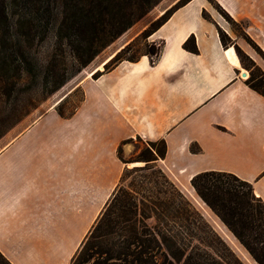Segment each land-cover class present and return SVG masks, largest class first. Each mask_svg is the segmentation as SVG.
<instances>
[{
	"label": "crops",
	"instance_id": "crops-1",
	"mask_svg": "<svg viewBox=\"0 0 264 264\" xmlns=\"http://www.w3.org/2000/svg\"><path fill=\"white\" fill-rule=\"evenodd\" d=\"M214 1L264 55V0ZM223 25L207 0H190L147 38L160 44L154 64L143 55L85 79L72 116L48 111L0 151V254L10 264H71L131 138L164 141L158 166L215 224L190 184L199 173L233 174L264 204V97L222 45ZM190 37L197 53L182 48Z\"/></svg>",
	"mask_w": 264,
	"mask_h": 264
},
{
	"label": "trees",
	"instance_id": "trees-1",
	"mask_svg": "<svg viewBox=\"0 0 264 264\" xmlns=\"http://www.w3.org/2000/svg\"><path fill=\"white\" fill-rule=\"evenodd\" d=\"M159 1L0 0V50L3 53L14 51L19 55L14 77L9 78L5 74L1 76V82L6 86L1 94L8 97L14 89L26 82L25 66H29L27 58L35 42L52 38L57 44H65V40H70L71 33L75 32L73 35L80 37L84 45L75 48L74 58L78 66L69 75L71 78L86 67L100 50L139 22ZM189 1L179 0L139 37L147 39L177 8ZM207 2L214 4L215 10L224 20L235 23L214 0ZM203 18L206 19L204 14ZM218 34L225 46L219 30ZM244 37L264 57L249 38ZM135 42L136 39L114 56L111 55L109 62L137 61L139 57L122 59ZM182 48L197 53L193 37L188 38ZM159 53L160 46L151 43L143 55L149 58L150 64H154ZM236 53L240 59L238 50ZM0 64L2 71L6 72L8 68L4 58L0 59ZM103 72L95 71L92 79H97ZM245 84L264 97L263 72L257 82L251 75ZM22 98L27 101L25 105L12 106L7 113L1 114L0 137L36 108L29 92L22 94ZM63 100L57 104L55 111L60 117L67 118L72 114L64 115L59 110ZM136 139L141 140L139 137ZM128 140L122 141L117 147V158L123 164L138 162L143 165L123 170L119 183L71 264H81L83 256L102 242L106 244L105 251L116 264H243L158 166V161L165 156L164 141H146V147L140 155L125 162L120 153L121 147ZM190 184L197 197L219 219L253 262L264 264V204L254 195L251 184L233 174L216 171L199 173L192 177ZM0 264L10 263L0 254Z\"/></svg>",
	"mask_w": 264,
	"mask_h": 264
},
{
	"label": "rangeland",
	"instance_id": "rangeland-1",
	"mask_svg": "<svg viewBox=\"0 0 264 264\" xmlns=\"http://www.w3.org/2000/svg\"><path fill=\"white\" fill-rule=\"evenodd\" d=\"M178 1L179 0H160L159 3L152 7V9L139 22L114 42L100 50L86 67L82 68L79 72H76L71 78L69 75L72 74L78 66L74 58L75 48L79 45H84V43L80 41V37L73 35V33H75L73 32L71 33L70 40H65V44H57L52 38H48L44 42H35L29 50V57L27 58L29 66H25L27 69L25 77L26 82L22 86L16 88V90L14 89L8 97L1 94V90L6 87L5 84L3 86V83L1 82V76L6 75L9 78L14 77L15 68L19 65L17 62L19 55L14 51L3 53L0 50V59L4 58L8 68L6 72H3L0 64V117L2 113H7L8 109L12 106L20 107L25 105L27 101L23 100L22 94L27 92L30 93L31 102L36 106L31 113L22 118L16 125L0 137V151L7 147L19 134L26 131L40 116L48 111H55V109H57V104L65 97L66 98L59 105V110L64 115H73L83 97L80 89L81 84L85 79H92V75L90 77L87 76L92 72L94 73L97 71L109 56L113 54L115 55L120 49L135 39L136 42L134 46L123 55L122 59L143 56L147 50V46H150L151 43H149L147 39H141L139 37L140 34ZM208 4L215 10L214 4H210L209 2ZM17 14H19V12ZM204 17L210 19L206 14H204ZM223 21L224 29H218L223 37V44L225 46L233 47L235 52L238 50L241 59V61L239 59V64L242 72L246 74L243 78L247 80L252 75L255 82H257L261 78V72L263 71L255 61L249 57L246 51L251 52L258 63L262 65H264V57H261L257 53L255 47L250 46L245 41L242 25L230 23L224 19ZM116 63L118 62L108 61L106 63L107 65H104L102 70H98V72H103L104 69L107 71ZM59 99L61 100L57 102ZM145 147V141L131 138L121 147L120 157L123 161L130 162L137 158ZM132 164L133 163L123 164V170L143 165L142 163H140V165ZM127 181H129V179ZM186 197L191 201L188 196ZM106 202L103 204V207ZM191 203L243 264H255L247 252L239 245L236 239L233 238L220 221H215V224L204 215L202 209L195 202L191 201ZM90 229L91 228H89V230ZM87 234L88 232L79 243L76 252L79 250ZM105 250L106 244L102 242L98 247L96 246L83 256L81 264H116V261L111 259L112 257Z\"/></svg>",
	"mask_w": 264,
	"mask_h": 264
},
{
	"label": "bare ground",
	"instance_id": "bare-ground-1",
	"mask_svg": "<svg viewBox=\"0 0 264 264\" xmlns=\"http://www.w3.org/2000/svg\"><path fill=\"white\" fill-rule=\"evenodd\" d=\"M229 54H231V56L233 57V62L235 63V64H237V61H236V59H235V56H234V54H233V50H232V48H231V50H230V52H229ZM112 58V56L111 57H109L100 67H99V71L100 70H102V68H103V66H104V64L106 63V62H108L110 59ZM93 74V72L91 73V74H89L87 77H90L91 75ZM132 165H140V163H133Z\"/></svg>",
	"mask_w": 264,
	"mask_h": 264
},
{
	"label": "built area",
	"instance_id": "built-area-1",
	"mask_svg": "<svg viewBox=\"0 0 264 264\" xmlns=\"http://www.w3.org/2000/svg\"><path fill=\"white\" fill-rule=\"evenodd\" d=\"M156 47H159L160 44L159 43H153Z\"/></svg>",
	"mask_w": 264,
	"mask_h": 264
},
{
	"label": "water",
	"instance_id": "water-1",
	"mask_svg": "<svg viewBox=\"0 0 264 264\" xmlns=\"http://www.w3.org/2000/svg\"><path fill=\"white\" fill-rule=\"evenodd\" d=\"M245 75H246L245 73H242V76H243V77H245ZM60 100H61V99H59L57 102H59Z\"/></svg>",
	"mask_w": 264,
	"mask_h": 264
}]
</instances>
